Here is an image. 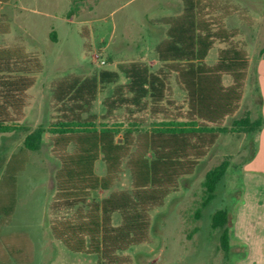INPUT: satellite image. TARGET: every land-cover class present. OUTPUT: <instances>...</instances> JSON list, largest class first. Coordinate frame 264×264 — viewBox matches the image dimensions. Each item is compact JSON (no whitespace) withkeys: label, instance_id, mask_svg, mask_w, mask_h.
I'll list each match as a JSON object with an SVG mask.
<instances>
[{"label":"trees","instance_id":"trees-1","mask_svg":"<svg viewBox=\"0 0 264 264\" xmlns=\"http://www.w3.org/2000/svg\"><path fill=\"white\" fill-rule=\"evenodd\" d=\"M77 9L74 6L70 14ZM234 12L225 1L183 0L179 15L162 20L168 28L155 46L159 60L155 70L147 62L134 61L121 64L120 71L57 81L53 98L59 119L33 130L21 121L28 92L36 84L35 73L42 69L41 59L22 44L0 46V134L26 133L23 147L9 165L27 159L25 153L39 150L45 133L51 134L52 151L60 163L51 208L68 212L52 221L51 230L67 249L96 258L85 264L127 263L121 252L147 241L151 211L178 190L180 180L193 173L219 135L253 132L263 126V118L253 120L250 112L225 124L240 108L250 67L248 51L236 40L238 28L226 25ZM10 30L9 22L0 21V34ZM217 45H221L217 59L210 63L207 59ZM120 74L127 81L103 101L104 115L123 108L127 120L110 121L104 115L98 120L92 111L94 102ZM226 77L231 78L228 84ZM173 80L186 93L180 104L171 98ZM183 105L187 109L182 113ZM228 167L226 158L207 172L197 216L216 197V186ZM126 172L130 188L118 190ZM4 212L11 216L14 210L0 208V214ZM115 216L120 223H114ZM4 221L0 219V226ZM229 222L225 209L212 216V228L222 230L224 252L230 250ZM12 247L14 254L22 253L15 240Z\"/></svg>","mask_w":264,"mask_h":264},{"label":"rangeland","instance_id":"rangeland-1","mask_svg":"<svg viewBox=\"0 0 264 264\" xmlns=\"http://www.w3.org/2000/svg\"><path fill=\"white\" fill-rule=\"evenodd\" d=\"M218 1L234 9L226 25L238 28L236 40L246 48L252 63L240 108L225 124L231 125L247 112L256 120L264 111L263 87L256 73L264 50V0ZM76 5L78 9L70 14ZM182 10L183 0H0V21L11 27L10 32L0 34V46L22 44L42 62L41 71L35 73L36 84L28 92L21 124L33 130L59 119L53 98L57 81L98 76L105 69L120 71L121 64L134 62L140 55L157 56L155 45L166 37L168 28L162 20ZM219 46L208 57L210 63L216 61ZM230 81L225 78L226 83ZM125 82L120 74L116 83L100 90L92 108L98 120L105 113L103 101ZM176 85L172 83L171 96L180 104L183 101L176 96ZM186 107L183 105L182 113ZM126 112L120 108L104 116L110 121L127 120ZM259 131L221 133L193 173L180 180L178 190L151 211L149 237L121 252L125 264H264V135ZM25 136L23 131L0 134V208L14 210L11 216L0 214V219L5 218L0 226V264L95 262L92 255L67 249L52 233V221L68 212L51 208L60 164L52 151L51 134L45 133L39 150L25 153L27 159L9 165L23 147ZM226 158L229 167L216 186V197L197 216L206 174ZM98 172H102L101 163ZM128 188L130 174L126 172L117 189ZM104 195L100 190L99 196ZM218 209L230 214L228 252L222 250V230L211 225ZM114 223H120L118 216ZM14 240L22 253L14 254Z\"/></svg>","mask_w":264,"mask_h":264},{"label":"crops","instance_id":"crops-1","mask_svg":"<svg viewBox=\"0 0 264 264\" xmlns=\"http://www.w3.org/2000/svg\"><path fill=\"white\" fill-rule=\"evenodd\" d=\"M181 13V12H180ZM179 13V14H180ZM179 14H177V15H179ZM161 41V40H160ZM159 41V42H160ZM159 42H157V44L159 43ZM156 44V45H157ZM155 45V46H156ZM156 55V54H155ZM261 62L259 63V65H258V67H257V69H256V73H258V80H259V82H261V84H262V87H263V96H262V98H261V102H262V105H263V109H264V50L262 51V53H261ZM134 61H144V62H147L148 63V65L150 66V69L151 70H155L158 66H159V60H158V58H157V56H148V57H144V56H141L140 55V58H138V59H136V60H134ZM105 70H107V69H105ZM251 70H252V63H251V65H250V67H249V70H248V76L250 75V72H251ZM255 70V69H254ZM110 71H114V70H110ZM125 77V76H124ZM125 79H126V77H125ZM126 81H127V79H126ZM175 82V85L177 84L176 83V81L175 80H173L172 81V83H174ZM228 83H230V82H228ZM227 83V84H228ZM114 83H112V84H110V85H113ZM176 87H177V89L179 90V92H181V94L180 93H178V90H176L177 92H176V96L177 97H181L182 98V101H185L186 100V93H185V91L184 90H182L179 86H178V84L176 85ZM111 95V94H110ZM109 95V96H110ZM171 98L172 99H176L175 97H173V96H171ZM187 106V105H186ZM184 109H185V107H184ZM186 109H187V107H186ZM262 118H263V120H264V111H263V115L261 116ZM259 133H260V135L263 137V135H264V124H263V126L261 127V129H260V131H259Z\"/></svg>","mask_w":264,"mask_h":264},{"label":"built area","instance_id":"built-area-1","mask_svg":"<svg viewBox=\"0 0 264 264\" xmlns=\"http://www.w3.org/2000/svg\"><path fill=\"white\" fill-rule=\"evenodd\" d=\"M104 62V61H103Z\"/></svg>","mask_w":264,"mask_h":264}]
</instances>
